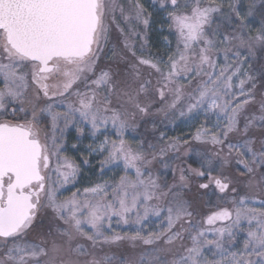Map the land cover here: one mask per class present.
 I'll return each mask as SVG.
<instances>
[{"label":"snow or ice","instance_id":"obj_1","mask_svg":"<svg viewBox=\"0 0 264 264\" xmlns=\"http://www.w3.org/2000/svg\"><path fill=\"white\" fill-rule=\"evenodd\" d=\"M153 3L166 58L140 0H0V264H264V0Z\"/></svg>","mask_w":264,"mask_h":264},{"label":"rangeland","instance_id":"obj_2","mask_svg":"<svg viewBox=\"0 0 264 264\" xmlns=\"http://www.w3.org/2000/svg\"><path fill=\"white\" fill-rule=\"evenodd\" d=\"M239 2L243 8V11L246 12L248 9V5L250 3L255 2L256 9H258L257 7H259V2H262V0L261 1H259V0H239ZM118 3L127 7L129 4V0H118ZM140 3H142L144 5V7L148 10V12L153 13L152 25H151V29L148 33V44H147V47L144 49V53H145V55H147L149 52H151L153 55L165 56V58H166V54L169 51V45H168L167 41L165 40V36H168V40L171 41V48L172 49H175V37L170 36L168 34V29H167L166 25L164 26L163 32H161V25L158 24V22H156L157 21L156 16L161 15V17H163L164 15H166V13H157L156 8H158L159 5H158V3H156L154 5L153 0H140ZM250 19L253 20V24L255 26L259 25V16L258 15H256L254 18H250ZM141 29H142V26H141ZM118 35L119 34L116 32L115 26H113L112 38H111V43H110L109 47H112V45L117 42ZM135 43H136L137 49H139L141 41H136ZM255 67L259 68V64H256ZM262 91H264V89H262ZM155 119H156L157 125H159V127H160V132L163 131L168 137L179 136V135L187 133L189 131L190 121H188L186 118L179 117L178 112L176 114V117L174 118L175 123H168V121L164 120V118L162 116L156 117ZM161 121H163V122L161 123ZM126 135L129 138H131L132 136L140 135V133L129 131ZM74 137H75V132L73 131L70 134V137L68 140V145H69V149H70L68 154L71 156H74L79 161V158L81 157L82 153L71 151V144L75 142V140L73 139ZM100 139H103V136H101ZM89 142H90V140L85 139L83 141V143L80 145V148L84 149ZM83 154L86 155V153H83ZM91 159H92V164L90 166H84L83 167L82 172L78 176L77 181L74 182L75 186L73 187V185H71V184L68 185L67 190L64 192V195H66V196L71 195V192L75 191L76 188H79L82 190L84 187L90 186L92 183L97 182L98 180L101 179V177L98 176V169H99L98 160L100 158L95 157V158H91ZM118 176H119L118 171H115V170L114 171H106V173L102 177V179L110 180L112 178H118ZM168 179H169V182H171V174H169ZM200 219H201L200 216L196 217V220H200ZM158 225H159V221L155 217H152L150 219L148 225H147L146 230H155L158 228ZM216 226L219 227L221 225L218 222ZM112 229L115 232H119L121 234H124V233L130 234V233L135 231L136 225H134L132 223H129L128 225L118 224L114 219L112 222ZM209 238L211 239L213 237L211 235H209ZM141 247L142 246H138L136 249L133 250L127 244H123V245H119V246H113L111 251L116 252L118 254L123 252L126 255H132V254L138 253L140 251ZM106 251H107V249H106Z\"/></svg>","mask_w":264,"mask_h":264},{"label":"trees","instance_id":"obj_3","mask_svg":"<svg viewBox=\"0 0 264 264\" xmlns=\"http://www.w3.org/2000/svg\"><path fill=\"white\" fill-rule=\"evenodd\" d=\"M259 1H261V0H259ZM261 3L262 2H259V7H257L258 9L257 10H259L260 9V7H261ZM116 38V37H115ZM116 40V39H115ZM117 43V42H116ZM261 91H262V89H261ZM149 122L148 123H144V124H142L141 125V127L139 128V131H138V133H140V135H146V136H149V137H151V135H152V124H151V120L153 119V118H151V117H149V118H146ZM157 131H156V133H155V135L156 136H159V134H160V127H159V125H157ZM186 166V165H185Z\"/></svg>","mask_w":264,"mask_h":264},{"label":"flooded vegetation","instance_id":"obj_4","mask_svg":"<svg viewBox=\"0 0 264 264\" xmlns=\"http://www.w3.org/2000/svg\"><path fill=\"white\" fill-rule=\"evenodd\" d=\"M162 18H163V17H161V15L156 16V19H157L156 22H158V24H160V25H161V23H162Z\"/></svg>","mask_w":264,"mask_h":264}]
</instances>
